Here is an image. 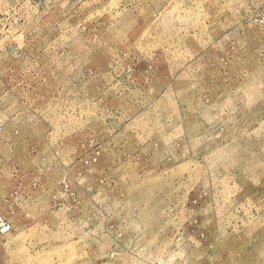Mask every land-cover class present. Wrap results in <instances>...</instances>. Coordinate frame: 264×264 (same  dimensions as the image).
<instances>
[{
  "label": "rangeland",
  "instance_id": "374dc122",
  "mask_svg": "<svg viewBox=\"0 0 264 264\" xmlns=\"http://www.w3.org/2000/svg\"><path fill=\"white\" fill-rule=\"evenodd\" d=\"M0 264H264V0H0Z\"/></svg>",
  "mask_w": 264,
  "mask_h": 264
},
{
  "label": "built area",
  "instance_id": "2783aa9c",
  "mask_svg": "<svg viewBox=\"0 0 264 264\" xmlns=\"http://www.w3.org/2000/svg\"><path fill=\"white\" fill-rule=\"evenodd\" d=\"M1 132H2V127L0 126V133ZM0 227L3 231H6L9 228V225L7 223L0 221ZM156 264H168V263L165 261H159Z\"/></svg>",
  "mask_w": 264,
  "mask_h": 264
}]
</instances>
